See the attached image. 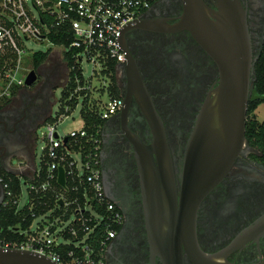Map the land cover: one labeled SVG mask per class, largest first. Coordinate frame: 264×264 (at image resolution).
<instances>
[{"label": "flooded vegetation", "instance_id": "flooded-vegetation-1", "mask_svg": "<svg viewBox=\"0 0 264 264\" xmlns=\"http://www.w3.org/2000/svg\"><path fill=\"white\" fill-rule=\"evenodd\" d=\"M236 1L245 11L253 56L259 58L264 0ZM187 2L158 0L122 34L125 61L113 67L108 86V96L120 97L121 106L100 127L104 190L122 214V226L109 243L105 264H152L144 201L148 185L142 180L133 143L135 137L144 144L152 141L146 106L154 107L165 127L179 199L186 146L200 111L219 83L214 59L188 30L178 29ZM202 2L210 18L216 19L213 15L221 12L220 0ZM52 79L58 80V74ZM51 82H42L33 95L23 93L0 111V170L4 174L22 171L24 161L33 163L38 125L51 112ZM258 155L245 139L228 174L197 210L199 247L233 264L264 260V227L257 226L264 219V164ZM5 201L0 181V211ZM156 264H161L159 258ZM185 264L194 263L185 257Z\"/></svg>", "mask_w": 264, "mask_h": 264}, {"label": "built area", "instance_id": "built-area-1", "mask_svg": "<svg viewBox=\"0 0 264 264\" xmlns=\"http://www.w3.org/2000/svg\"><path fill=\"white\" fill-rule=\"evenodd\" d=\"M156 1L0 0V111L21 96L28 74L35 69L32 58L37 52L27 45L31 41H48L64 52L68 73L60 85L68 95L62 99L63 110H75L83 101L80 129L60 135L57 127L67 117L64 113L45 122L42 164L24 184L17 176L18 194L0 176L5 206H13L21 218L0 228V247L30 250L60 263H106L122 214L107 198L101 178L100 125L90 131L82 113L105 120L120 109L121 98L108 96L113 67L125 61L120 36ZM52 36H63L65 43L54 42ZM84 62L90 65L89 75ZM69 101L75 102L72 108ZM60 167L64 185L58 182ZM22 186L28 191L24 204L20 203Z\"/></svg>", "mask_w": 264, "mask_h": 264}, {"label": "water", "instance_id": "water-1", "mask_svg": "<svg viewBox=\"0 0 264 264\" xmlns=\"http://www.w3.org/2000/svg\"><path fill=\"white\" fill-rule=\"evenodd\" d=\"M221 12L210 18L202 0H188L178 29L188 30L214 59L219 83L197 118L182 161L179 199L173 158L165 127L154 107L146 106L152 141L133 139L144 191L150 260L156 264H233L201 250L196 232L197 210L202 200L225 178L245 145L248 102L252 95L258 57L253 56L245 11L238 1L220 0ZM128 24L122 34L131 28ZM122 47V45H121ZM38 77L33 69L26 78L31 86ZM18 174V173H15ZM149 180V182H147ZM58 182L65 183L59 168ZM264 227V219L257 223ZM0 264H67L46 255L0 247ZM252 264H264V260Z\"/></svg>", "mask_w": 264, "mask_h": 264}, {"label": "rangeland", "instance_id": "rangeland-1", "mask_svg": "<svg viewBox=\"0 0 264 264\" xmlns=\"http://www.w3.org/2000/svg\"><path fill=\"white\" fill-rule=\"evenodd\" d=\"M27 45L30 47L33 53L35 52H49L48 58L35 70L38 72L37 80L31 85L26 86L22 90L25 94V96L29 97L33 95L37 89L40 87L42 82L52 80L51 87L54 89V97L52 99V105H51V117L46 118L44 121H42L37 128L36 131V145H35V155H34V163L38 167L40 164L41 156L43 154V148L46 144V141L44 139V134L46 132V123L47 121H54L55 116L60 113V109L63 107L62 103V86L60 85L68 71L66 68V61L64 58V52L62 48L52 46L48 41H31L28 42ZM33 59V67L35 68L34 64V58ZM84 71L86 72V75H89L90 73V65H88L86 62L83 63ZM54 74H58V80L52 79V76ZM51 88V89H52ZM82 99L80 100V105L75 110H70L69 112H66L68 115L65 117L59 126L57 127L58 132L60 135L64 136L67 134V132L71 130H78L82 127V120L80 118V106L82 105ZM65 113V111H62ZM256 119L260 122L264 121V103L260 104L258 108L255 110V112L252 114ZM17 162L14 161V165ZM28 161H24L22 163V171L23 174H28L29 176L32 175L34 170V165L30 164L27 167ZM26 165V166H25ZM21 176V175H18ZM22 183L24 184V176H21ZM28 197V191L27 189L22 186V194L20 196V203L24 204Z\"/></svg>", "mask_w": 264, "mask_h": 264}, {"label": "trees", "instance_id": "trees-1", "mask_svg": "<svg viewBox=\"0 0 264 264\" xmlns=\"http://www.w3.org/2000/svg\"><path fill=\"white\" fill-rule=\"evenodd\" d=\"M51 38L53 39L54 42L58 44L65 43V39L63 36H56V37L52 36ZM48 54L49 52L47 51V52H37L34 55L35 69L39 67L48 58ZM66 59L68 60V66L73 64V61L69 57H66ZM254 71H255V81H254L252 95L248 102L245 139L249 146H251L252 148L256 149L259 152V155L257 157L264 164V121L260 122L256 119V117L252 115L255 112V110L258 108V106L264 103V42L260 56L255 62ZM62 95H63L62 99L68 95L67 89L62 90ZM68 104L72 108L75 102L69 101ZM62 111H64L63 107L61 108L60 113H64ZM69 111H65L64 115L68 116L66 112ZM82 117L84 120L85 127L87 129H90V131L98 127L99 125L101 127V124L104 121L101 120L100 117L95 113L90 114L84 112L82 113ZM40 164H42V162H40ZM0 176L4 177V180L10 183L11 190L14 193L18 194L20 188L19 186L20 178H18L15 174H10V173L4 174L3 171L1 170H0ZM49 204H53V199L49 200ZM20 220H21L20 216L14 214L13 206L7 205L1 209L0 228H5L9 224H16ZM29 221L23 222L22 224L26 226L29 223Z\"/></svg>", "mask_w": 264, "mask_h": 264}, {"label": "crops", "instance_id": "crops-1", "mask_svg": "<svg viewBox=\"0 0 264 264\" xmlns=\"http://www.w3.org/2000/svg\"><path fill=\"white\" fill-rule=\"evenodd\" d=\"M23 91L21 92V95H23ZM27 164V167L30 165V164H28V163H26ZM34 166V169H35V167H36V165H35V163H34V159H33V163H32ZM26 166V165H25ZM15 173H18V174H15ZM10 174H15L16 176H18V175H21V176H24V179H28L30 176L28 175V174H23V171H20V172H12V173H10ZM21 176H19L20 178H21Z\"/></svg>", "mask_w": 264, "mask_h": 264}]
</instances>
